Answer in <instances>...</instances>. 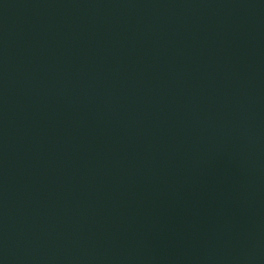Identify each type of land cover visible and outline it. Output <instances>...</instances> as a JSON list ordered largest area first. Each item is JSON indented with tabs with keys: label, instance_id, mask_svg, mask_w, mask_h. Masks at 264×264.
Returning a JSON list of instances; mask_svg holds the SVG:
<instances>
[{
	"label": "water",
	"instance_id": "water-1",
	"mask_svg": "<svg viewBox=\"0 0 264 264\" xmlns=\"http://www.w3.org/2000/svg\"><path fill=\"white\" fill-rule=\"evenodd\" d=\"M0 264H264V0H0Z\"/></svg>",
	"mask_w": 264,
	"mask_h": 264
}]
</instances>
